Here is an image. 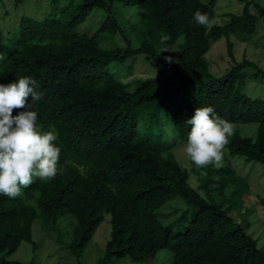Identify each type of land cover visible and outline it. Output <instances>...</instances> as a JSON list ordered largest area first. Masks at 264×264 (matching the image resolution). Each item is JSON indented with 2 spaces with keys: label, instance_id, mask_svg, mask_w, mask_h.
<instances>
[{
  "label": "trees",
  "instance_id": "1",
  "mask_svg": "<svg viewBox=\"0 0 264 264\" xmlns=\"http://www.w3.org/2000/svg\"><path fill=\"white\" fill-rule=\"evenodd\" d=\"M216 1L81 0L68 19L20 18L11 48L0 57V83L22 76L36 81L41 99L31 102L29 97V102L38 114L39 130L58 133L64 171L50 181L35 180L18 198L0 195V252L10 255L22 242L35 250L34 222L53 225L68 213L76 218V226L66 247L81 264L85 247L109 214V238L96 264L125 256L150 262L163 248L172 252L171 264H264V250L256 240L227 207L208 201L190 185L188 171L162 140V115L176 137L186 141L190 126L184 121L197 106H211L215 116L231 124L258 125L254 137L234 131L227 152L258 162L264 173V96L251 97L241 89L245 68L262 75L264 70L248 57L237 61L230 40L231 35L246 39L255 34L264 17V0L256 12L250 10L251 2H244L241 12L229 13L225 24L210 30L194 23L197 10L215 18ZM115 2L144 9L136 36L130 38L112 15ZM94 9L106 13L105 20L94 32L77 31ZM104 33L118 38L115 46L99 45ZM181 36L177 51H171ZM222 36L231 65L214 77L205 54ZM136 39L139 45L134 47ZM173 53L165 68L166 57ZM127 61L133 66L139 61L141 69L149 67L154 73L141 77L136 71L138 77L126 81L102 76L109 64ZM214 173L224 178L220 187L237 183L234 193L247 188L243 179L239 185L231 167L212 173L208 169L206 175ZM173 195L193 207L190 219L176 230L163 225L155 212ZM259 203L264 207V198ZM0 264L24 263L2 256ZM25 264L38 262L32 258Z\"/></svg>",
  "mask_w": 264,
  "mask_h": 264
},
{
  "label": "rangeland",
  "instance_id": "2",
  "mask_svg": "<svg viewBox=\"0 0 264 264\" xmlns=\"http://www.w3.org/2000/svg\"><path fill=\"white\" fill-rule=\"evenodd\" d=\"M246 1L251 2L250 10L253 12H256L263 4L261 0H217L214 5L215 18H219L222 24H225L228 21V14L241 12ZM69 2L70 0H22L15 3L14 0H0V57L11 48L12 38L21 17L28 16L36 20H42L46 16L55 15L68 19L76 13V7L81 0ZM106 15L100 9L92 10L78 26L77 31L81 33L96 31L100 22L105 20ZM112 15L119 20L123 30L129 37L133 34L136 36L140 31L144 9L138 5L122 6L121 3L115 2L112 6ZM230 40L234 44V55L237 61L248 57L260 69L264 70V17L259 18L254 35L246 39L231 35ZM98 41L101 47L112 48L117 43L118 38L104 33L99 35ZM181 41L182 36L171 46V51L175 50L176 52L177 43ZM138 45L139 40H133V46L137 47ZM174 53L168 54L171 61L164 62L165 68H167V64L172 63ZM205 56L209 62V70L212 75L214 77L223 75L231 65L227 56L225 37L222 36L212 42ZM140 59L142 58L139 57L138 60ZM138 63L141 66L139 61ZM139 66H135V64L133 66L130 61H127L125 65L111 63L102 71V76L107 75L126 81L136 71L141 77L149 75L147 71L153 75L154 72L149 67L146 68V71ZM255 71L256 69L252 67L244 69L241 89L251 97H263L264 75ZM137 77L133 75L131 80H135ZM161 117L163 123L162 140L169 145V150L179 165L188 171L190 185L208 201L220 203L223 207H227L234 220L239 222L245 231L256 240L258 247L264 250V207L259 203V199L264 198V173L261 164L255 161H246L238 155L231 156L226 148L223 166L233 168L236 175L239 176V185L245 180L247 188L246 190L242 187L238 188V192L234 193L236 186H238L237 183H229L220 187L221 182L219 179L224 178L216 173L206 175L208 169L212 173L215 167L196 168L191 165L186 160L183 152L186 141L176 137L168 120L164 115ZM232 125L234 131L250 137L255 136L258 126L256 123H234ZM141 126L142 121L140 119L139 127ZM37 127L39 129L38 125ZM167 130L171 131V135ZM223 177H226V174ZM155 212L163 225H170L176 230L190 219L193 207L179 196L173 195L159 206ZM75 226L76 218L68 213L61 215L53 225L43 224L37 220L32 226V237L37 242V248L33 250L31 245L22 242L15 252L10 255L0 252V257L4 256L7 260H17L24 264L32 258H35L38 264H77L76 259L68 252L66 247V244L73 239ZM109 234V214H105L103 221L97 226L93 237L83 251L81 264L97 263L98 259L104 254L105 243L109 238ZM172 258V252L167 248H163L154 254L150 262H133L125 256L113 258L109 264H171Z\"/></svg>",
  "mask_w": 264,
  "mask_h": 264
},
{
  "label": "clouds",
  "instance_id": "3",
  "mask_svg": "<svg viewBox=\"0 0 264 264\" xmlns=\"http://www.w3.org/2000/svg\"><path fill=\"white\" fill-rule=\"evenodd\" d=\"M193 21L209 30L222 26L219 18H210L199 10ZM166 60L171 61V57ZM35 85L28 76L0 83V195L10 199L20 197L22 189L35 180L50 181L64 171L60 167L61 148L56 143L58 133L37 127L38 114L29 102V97L31 102L41 99ZM184 123L190 126L183 146L186 160L196 168L222 167L234 126L215 116L211 106H197Z\"/></svg>",
  "mask_w": 264,
  "mask_h": 264
},
{
  "label": "built area",
  "instance_id": "4",
  "mask_svg": "<svg viewBox=\"0 0 264 264\" xmlns=\"http://www.w3.org/2000/svg\"><path fill=\"white\" fill-rule=\"evenodd\" d=\"M166 67L168 68V67H169V65L167 64V65H166Z\"/></svg>",
  "mask_w": 264,
  "mask_h": 264
}]
</instances>
